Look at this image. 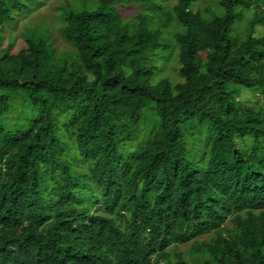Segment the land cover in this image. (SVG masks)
Returning <instances> with one entry per match:
<instances>
[{"label":"trees","instance_id":"trees-1","mask_svg":"<svg viewBox=\"0 0 264 264\" xmlns=\"http://www.w3.org/2000/svg\"><path fill=\"white\" fill-rule=\"evenodd\" d=\"M49 1L0 0V264H264V0Z\"/></svg>","mask_w":264,"mask_h":264},{"label":"rangeland","instance_id":"rangeland-1","mask_svg":"<svg viewBox=\"0 0 264 264\" xmlns=\"http://www.w3.org/2000/svg\"><path fill=\"white\" fill-rule=\"evenodd\" d=\"M60 1H61V0H50V1H49L50 6H49V4H48L47 6H44L43 8H41V9H40V12H39V11L37 12V13H39V14L36 16V19H37V20H40L39 25L43 23V19H44V17H45L46 15H51V14H52V16H50V18L52 19L53 22H55L54 19H55V15H56L57 12H56L55 9L53 10V8H54L56 5H58V4L60 3ZM53 13H54V14H53ZM32 17H33V15H30V16H29V19H32ZM20 24H21V21H19L18 26H19ZM13 30H14V29H13ZM41 30H42V29H41ZM10 31H12V30L10 29ZM20 42H21V41L18 40V42L16 43V47H14V48H18V47L21 45ZM55 42H56V44H55L56 47H58V48H64L62 42L58 41V39H56ZM172 77H174V76H172ZM174 78L177 79V80H179L177 77H174ZM263 99H264V98H262L261 102L264 101ZM248 100H249V101H253L254 98H248ZM206 238H207V237L204 236V238H202V240H203V239H206ZM179 249H180L182 252H185V254H184V258H185L187 261H189V253L186 252V248L183 247V246H181ZM197 258H199V255H197Z\"/></svg>","mask_w":264,"mask_h":264}]
</instances>
